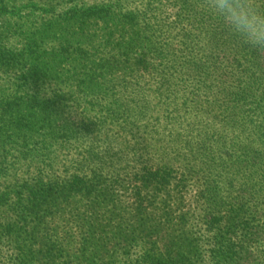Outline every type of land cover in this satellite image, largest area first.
I'll list each match as a JSON object with an SVG mask.
<instances>
[{
  "label": "trees",
  "instance_id": "1",
  "mask_svg": "<svg viewBox=\"0 0 264 264\" xmlns=\"http://www.w3.org/2000/svg\"><path fill=\"white\" fill-rule=\"evenodd\" d=\"M208 2L0 0V245L13 264L51 261L58 234L43 225L128 178L140 212L174 185L180 200L192 191L199 264H264V48ZM190 214L178 217L191 232Z\"/></svg>",
  "mask_w": 264,
  "mask_h": 264
},
{
  "label": "rangeland",
  "instance_id": "2",
  "mask_svg": "<svg viewBox=\"0 0 264 264\" xmlns=\"http://www.w3.org/2000/svg\"><path fill=\"white\" fill-rule=\"evenodd\" d=\"M177 167L171 166L173 169ZM191 181L199 183L197 178L188 182ZM131 182L132 179L128 178L124 188H114L112 197L93 207L82 202L77 203V207L81 208L79 210L75 205L62 207L60 215L42 227L43 231L52 235L58 234V241L48 245L56 248V253L51 261L42 258L36 264H93L98 260L99 264H130V260L142 255L145 249L152 250L155 262L182 264V257L187 256L191 257L195 264H199L202 255L199 256V251L196 252L195 238L199 239L200 234L199 229L194 226L195 211L198 209L192 191H185L183 200H180L179 196L175 195L180 193L176 192L178 188L174 185L173 190H165L159 196L145 200L143 207L146 211L140 212V200L132 192ZM168 192L174 195L176 204L171 205ZM169 206L170 211L166 209ZM186 209L192 211L187 217L188 224L192 227L191 232V228L183 226L185 223L178 217L182 210ZM169 217L176 218L170 222ZM34 226L35 228H31L25 235L36 242L42 237L40 232L36 233L39 228ZM44 244L35 245L37 254L34 256H42L46 250ZM16 256V250L12 246L9 248L0 245V264H13Z\"/></svg>",
  "mask_w": 264,
  "mask_h": 264
},
{
  "label": "clouds",
  "instance_id": "3",
  "mask_svg": "<svg viewBox=\"0 0 264 264\" xmlns=\"http://www.w3.org/2000/svg\"><path fill=\"white\" fill-rule=\"evenodd\" d=\"M209 12L251 48H264V0H209Z\"/></svg>",
  "mask_w": 264,
  "mask_h": 264
}]
</instances>
